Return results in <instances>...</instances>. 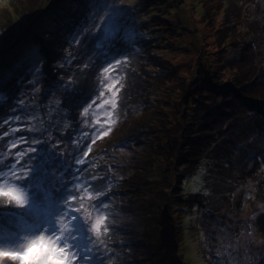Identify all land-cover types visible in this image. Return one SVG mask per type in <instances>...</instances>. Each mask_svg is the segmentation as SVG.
I'll use <instances>...</instances> for the list:
<instances>
[{
  "label": "rangeland",
  "instance_id": "374dc122",
  "mask_svg": "<svg viewBox=\"0 0 264 264\" xmlns=\"http://www.w3.org/2000/svg\"><path fill=\"white\" fill-rule=\"evenodd\" d=\"M54 1L0 0V52L10 45L0 55V68L14 71L18 65L8 55L12 48L30 38L41 44L35 56L38 62L34 63L30 54L31 60H24L9 82L0 86L6 93L0 96V167L9 157L13 159V153L23 151V156L15 157L21 161L35 156L29 145L44 136V143L37 144L34 169L51 174L58 186L61 159L82 169L80 182L73 185L81 199L73 205L86 222L91 243L104 236L110 239L111 234L120 238L119 253L124 256L112 257L117 263L167 264L159 244L161 210L167 203L176 252L183 264H264V201L260 196L264 184L249 173L264 169V109H254L253 103L238 104L230 94L241 90L237 83L241 82L246 95H264V0H97L90 22L70 29L67 35L63 33L73 22L68 18L74 9L57 12L62 5L57 2L52 6ZM62 18L66 20L61 23ZM104 18H109L110 24L91 35L97 33ZM49 20L55 23L49 24L45 33L40 24ZM12 27L13 32L9 31ZM73 31L78 42L71 40ZM51 47L59 58L52 64L60 76L50 90H43V82L26 76L40 70L39 60L48 57ZM116 55L118 65L104 63L106 57ZM20 75L25 79L17 86ZM90 97H95L91 107L87 103ZM211 110L218 117L214 125L217 134L231 138L220 146V153L201 161L184 180L186 192L202 193L187 205L183 196H178L181 190L174 186L178 185L175 176L188 173L189 167L178 165L179 160L168 153L169 143L196 124L203 111ZM125 112L129 114L123 128L127 127L126 136L137 133L130 146L119 144L123 129L113 128L126 121ZM19 113L16 119L14 114ZM58 128L59 133L54 131ZM13 143L18 146L11 147ZM88 156H93L89 165L95 167L92 179L84 172ZM131 156L138 158L139 165L157 166L152 177L156 182L140 188L148 202L141 197L135 204L123 185L111 187L110 173L117 168L119 175H128ZM221 158L230 163L225 166ZM79 160L85 163L74 162ZM168 169L171 171L165 177ZM102 172L104 183L100 181ZM43 175L33 171L28 188L42 181ZM140 179L137 176L135 180ZM89 182L91 187H85ZM17 186L0 179V193H11L0 195V251L30 243L34 225L57 206L47 195L33 208L25 206L23 191ZM101 189H107V196L100 199L104 204L97 211L92 207L97 198H92L103 194ZM163 190L171 195L169 200L161 197ZM61 196L60 192L53 198L58 201ZM80 242H84L83 234ZM65 255L66 264H78ZM91 255L95 261L99 258L93 251ZM0 264L19 262L0 258Z\"/></svg>",
  "mask_w": 264,
  "mask_h": 264
},
{
  "label": "trees",
  "instance_id": "16d2710c",
  "mask_svg": "<svg viewBox=\"0 0 264 264\" xmlns=\"http://www.w3.org/2000/svg\"><path fill=\"white\" fill-rule=\"evenodd\" d=\"M27 2H29L30 4L34 3L33 0H27ZM57 2H60L58 4L62 5V6H60L59 10H57V12H59L60 10H61V12H64V13L65 12H71L69 10L71 7H72V10L74 9V11L72 12L73 15L70 18H68V19H73V22H72V24L67 25L68 27L64 31L63 35H67V33L70 29L76 30V28H79L80 26L85 25V23L90 22L91 18L94 15L93 13H91V11L93 10L95 5L97 4V0H58V1L56 0L52 3V6L55 5V3H57ZM21 4L23 5V3H21ZM76 4H77V7H76ZM68 6H70V7H68ZM89 8H90V13H88ZM57 15H58V13H57ZM57 18H58V16L55 18V20H57ZM55 20H53V21L49 20L48 23H42L41 22L42 24H40V25H43V28H44L42 31H44L46 33L49 30L48 25L49 24L52 25L53 23H55ZM65 20H66L65 18H62L61 23L64 22ZM76 20H77V22L75 23ZM51 21H52V23H51ZM35 23H37V22L35 21L33 24H35ZM59 29L60 28L57 27V31H59ZM9 31L13 32L14 28L13 27L10 28ZM27 33H29V30H28V32H26V34ZM73 33H74V31H73ZM73 33H72V35H73ZM15 35H16V33H14L13 37ZM13 37H12V39L16 38V36L14 38ZM37 42L38 43H35L34 39L30 38L28 41L23 42L18 48H16V49L12 48L11 50H9V52H8L9 57L16 59L18 61V65L16 67L12 68L14 71H11L10 68H7V67L3 68L4 66H2L0 68V86H1V84H6L7 81L9 82L10 76L16 72V70L23 63L24 60H28V62L31 60V58H28L30 56V54L35 59L34 63L38 62L36 60L35 56L38 55L39 52L41 51V50L39 51V49H38V46H41V44H39L38 40H37ZM44 43H45V41H44ZM259 43H261L260 39H259ZM262 43H263V41H262ZM28 50H32V53H29ZM49 51H50V53L48 54V57L45 56L43 60H39V63H40L39 69L40 70L38 71V69H37L35 71L34 75L30 74L29 76L28 75L26 76V78L33 77L37 81L43 82L42 83V85H43L42 89L43 90L46 89V87L50 90L51 86L53 84H55L56 81L59 80L58 78L60 76L58 73L57 67L52 64V61H54L56 63L59 60L58 56H56V53H54V52H56V50L51 47L49 49ZM51 54H53V55H51ZM129 61L131 62V60H129ZM127 64H128V66H131V63H129V62ZM5 71H7V72H5ZM24 79H25V75H20L16 79L17 86H20L21 82ZM237 83L239 84L238 88H241V90H238L237 93H230V94H231L232 98L238 102V104L245 105V104L253 103L254 109H264V95H262V96L246 95L241 82H237ZM234 85L236 86V84H234ZM3 93L6 94L5 90L2 89L0 91V96ZM2 99H4V98L2 97ZM127 112L131 113L130 110H127ZM214 113H215V111H213V110H211L210 112L209 111H203L202 112L203 119H202V117L200 119H196L197 123L193 124L191 127L184 129L185 131L182 132V135L181 134L178 135V138H177V140H175V143H172V142L169 143L170 144V150H168V153L173 155L175 157V159L179 160L178 165L183 166L185 164H188L187 167H189L188 173H183V174L181 173V177L175 176V177H177L176 182L178 184L177 185L178 187L174 186V188H179L181 190L179 192L178 196L180 197L182 195L183 196L182 199L187 202V205H188V202L196 201V198H197L196 196L198 194L202 195V193L201 192H190V191L186 192L183 189V186H184L183 183L185 182L184 180L189 175H192L196 169H198V165L200 164L201 161H203L204 159L210 158L209 157L210 155H215V154L220 153V146H222L224 141L231 138L230 136L225 137V135L223 133L217 134V131L219 129H216V127H214V125L216 124L218 117H216ZM14 115L20 116V113L14 114ZM128 116H129V114H127V113H126V116L123 115V117L126 121H120L113 128H116V129L121 128V130H122L127 124ZM165 130L166 129H162L161 132L163 133V132H165ZM54 131L55 132L57 131V133H59L60 128L54 129ZM116 131L117 130H115V133H116ZM126 133H127V127L125 129H123V133L121 135H119V138H123V139H120L119 144L120 145L125 144L127 146H130L131 145L130 144L131 139H135L137 136V133L131 134L130 136H126ZM183 137H184V139H183ZM40 138L43 139L44 136H42ZM24 147H26V146H20L19 149H24ZM116 156H118V155H116ZM88 157H90V158L86 161L84 172L88 173L86 175V178L92 179L93 176H95V174H93L91 171L95 167L90 166L89 162L93 161V156H88ZM166 158L168 159L169 156L166 155ZM214 158H216V157H214ZM10 159L11 158L9 157V160ZM221 159L224 161L225 166L227 165L228 162L230 163V161H227V160L225 161V158H221ZM25 160L26 159H23V161H25ZM129 160H130L131 164H129L128 175H119L118 174L119 170H117V168L112 173H110L111 174L110 176H112L111 181H110V184L112 185L111 187L116 188V189H120L121 186L123 185L124 190L126 192H128L129 195L134 197L133 199H134L135 204H138V202H136V201H139L141 197H144V198L146 197V199L143 200V202H148L147 194L142 196L144 193H142V190L140 188L150 187L151 184L156 182V180H153L152 177L155 175V169L157 168V166L156 165L152 166L150 164H143L142 161H140V162L143 165H139V162H138L139 160L135 156H131L129 158ZM23 161H21V162H23ZM101 161H104V160L101 159ZM94 162H93V164H94ZM107 162H109V161H107ZM109 164H115V163H109ZM36 170L42 171L44 173V175L42 176V181L38 180L35 184H32L30 186V188H28L29 182L25 183L22 188L17 186L19 189H22V191H23L22 197L26 200L25 206L30 205V207H32V208L35 207L36 204H40L45 200L46 195L48 197L52 196V199H53L52 204H53V201H54V203H57V199L53 198V196H57L60 193V191H58V189H59L58 182L55 181L53 176L51 174H49L48 172H46L42 169H38V168L34 169V171H36ZM21 171H22V173L26 174V170H21ZM168 171L169 172L165 177H168L171 170L168 169ZM175 173L177 174L178 172L175 171ZM249 173L257 175L258 176L257 180L261 181L264 184V169H262V172H256L255 170H251ZM103 174L105 175V173L102 172V176H100L101 183H104V179H102L104 177ZM137 176L140 177L141 179L135 180ZM6 180H8V179H6ZM12 180H15V176L12 177ZM130 181H132V182H130ZM144 183L146 186L143 185ZM13 184L18 185V182L13 183ZM124 184H126V185L124 186ZM207 189H208V187H207ZM207 189H206V191H207ZM74 190L77 192V199L74 200L72 202V204H74V202L78 201V198H79V200L81 199V196L78 197L80 195L78 193L79 192L78 188L74 187ZM99 190H100V188H99ZM101 190L103 192V195H100V194L97 195L96 194L95 196H93L92 200L94 199V197H96L97 199L103 198L105 200V198L107 196V192H106L107 189H101ZM13 193H15V192H13ZM207 193H205V194H207ZM15 194H18V193H15ZM162 194H163V196H161V197L163 198V200H169L171 195L169 194L168 191L163 190ZM263 194L260 196L263 197V201H264V195ZM194 196L196 198H194ZM229 197H231V196H229ZM209 198H210L211 202H213L214 198L213 197H209ZM0 199H1V196H0ZM22 203H24V202H22ZM45 208H47V206L43 205V209H45ZM206 208H209V206H206ZM2 209H7V208L5 206H2ZM207 210L212 214L211 208H209ZM156 229H157V225H156ZM87 230H88V228H87ZM113 230L114 229L112 228V231ZM87 235L90 237V235L88 234V231H87ZM109 236H110V234H109ZM119 239L120 238L117 237V235L114 238V235L111 234L110 239L107 238V236L106 237L104 236L101 239H98V240L94 241L93 243H90L89 246L92 249L93 253H95L96 255L99 256V258L95 261V264H119L120 263V262L117 263V260L112 258V257H116V258L120 257L121 258L122 256H124L123 254H121V256H120V253H119V246H120V241H118ZM122 247H123V245L121 244L120 249ZM161 257H162V259L164 258L162 256V254H161ZM106 258H107V260H105ZM120 264H125V263L123 262Z\"/></svg>",
  "mask_w": 264,
  "mask_h": 264
},
{
  "label": "snow or ice",
  "instance_id": "6c2138e0",
  "mask_svg": "<svg viewBox=\"0 0 264 264\" xmlns=\"http://www.w3.org/2000/svg\"><path fill=\"white\" fill-rule=\"evenodd\" d=\"M109 18H104L100 24L97 33L104 31L106 26L110 24ZM72 41L78 42V34L74 33ZM120 63L119 55L113 56L112 59L104 60V63L109 67ZM103 71L107 72L108 67H103ZM103 95V93H101ZM88 106L91 107L95 103V97H90ZM87 111V109H85ZM17 115L16 119H19ZM94 142V140H93ZM43 139L39 140L37 144H43ZM78 143V142H77ZM37 144L29 145V152L35 153V156L29 155L28 160L21 162L16 159V156H23L24 152L13 153V159H10L7 164L0 167V179H8L11 183H17L18 187H23L25 183L30 182L32 173L34 171V161L36 154L39 151ZM17 143H13L11 147H17ZM84 147H88L84 145ZM82 150V149H79ZM87 157V152H84ZM75 163L83 164L85 160L74 161ZM62 171L59 174L61 180L58 191L62 193L60 200L57 201V206L42 222L34 225L31 233L33 239L30 243L24 246L20 244V248L13 247L11 251H0V258H9L12 261H18L19 264H66V255L71 257L73 261H78V264H95V258L91 255L92 249L89 247L91 243L90 237L87 235L86 222L79 215V209L75 208L72 201L77 199V192L74 190V183H79V173L82 171L79 167H73L68 161L61 159ZM21 170H26V174ZM9 175L5 176L4 174ZM70 173V175H69ZM15 180H12V176ZM85 187H91V184H86ZM11 193L3 192L0 195L8 196ZM103 195V194H100ZM19 201L21 198L16 197ZM103 200L97 199L96 203L92 205L97 211L101 210ZM23 206V204H21ZM83 234V243L81 238ZM45 240L49 241L48 244ZM22 249V250H21Z\"/></svg>",
  "mask_w": 264,
  "mask_h": 264
},
{
  "label": "water",
  "instance_id": "95a60500",
  "mask_svg": "<svg viewBox=\"0 0 264 264\" xmlns=\"http://www.w3.org/2000/svg\"><path fill=\"white\" fill-rule=\"evenodd\" d=\"M10 46V45H9ZM8 46V47H9ZM8 47L0 52V55L4 53ZM171 216L167 211V203L161 210V224L162 227L159 230V244L163 249V253L167 258V264H183L182 259L177 254V239L175 237L174 226L170 221Z\"/></svg>",
  "mask_w": 264,
  "mask_h": 264
},
{
  "label": "bare ground",
  "instance_id": "6f19581e",
  "mask_svg": "<svg viewBox=\"0 0 264 264\" xmlns=\"http://www.w3.org/2000/svg\"><path fill=\"white\" fill-rule=\"evenodd\" d=\"M176 237V236H175Z\"/></svg>",
  "mask_w": 264,
  "mask_h": 264
}]
</instances>
